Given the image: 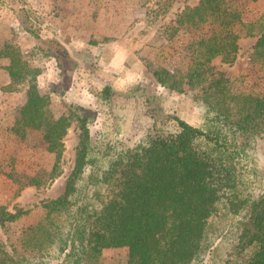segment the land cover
Instances as JSON below:
<instances>
[{"label":"trees","instance_id":"trees-1","mask_svg":"<svg viewBox=\"0 0 264 264\" xmlns=\"http://www.w3.org/2000/svg\"><path fill=\"white\" fill-rule=\"evenodd\" d=\"M167 8L166 0H159L151 16ZM165 29L169 36L192 33L182 48L184 65L177 70L160 65L152 74L169 91H193L205 108L204 122L194 125L173 111L158 115L145 97L148 123L134 140L126 137L129 144L92 137L98 107L54 115L37 86L40 69L23 60L17 45L4 41L0 56L8 58L10 81L2 88H21L26 95L15 133L40 131L46 151L56 158L52 177L72 121L79 139L62 193L42 203L43 216L23 228L15 242L0 238V264H48L53 258H60L59 264H101L100 254L109 247H127L125 264H216L213 252L221 242L227 246L221 264H264L258 147L259 139L264 142V91H232L223 72L209 65L217 55L232 63L241 36L255 37L249 58L264 60V7L247 20L241 1L197 0ZM121 94L110 85L96 92L109 106L115 97H126ZM29 181L40 183L35 177ZM26 212L0 204V227Z\"/></svg>","mask_w":264,"mask_h":264},{"label":"rangeland","instance_id":"rangeland-1","mask_svg":"<svg viewBox=\"0 0 264 264\" xmlns=\"http://www.w3.org/2000/svg\"><path fill=\"white\" fill-rule=\"evenodd\" d=\"M158 1L0 0V48L6 40L14 43L23 60L40 69L37 86L50 100L54 115L67 114L77 106L98 107L89 129L93 138L129 144L147 125L143 108L150 103L158 115L173 111L201 126L205 108L194 92L169 91L152 74L160 65L171 70L184 65L182 48L192 33L179 30L169 36L164 27L173 23L180 9L197 0H166L168 8L154 19L151 9ZM238 1L243 2L247 20L264 7V0ZM254 41V36H241L232 63L222 61L219 55L210 61L212 71H221L228 78L232 91H264V60L249 58ZM7 63L8 58L0 56V204L12 211L27 210L14 222L0 227V238L9 243L43 216L44 201L62 193L73 165L79 129L75 121L69 125L63 137L59 171L52 177L56 158L46 151L40 131L30 129L21 137L12 129L26 95L21 88H2L10 81ZM104 85L126 97H115L111 106L101 103L96 92ZM145 97L150 103H144ZM258 147L264 171L262 139ZM32 177L40 183H29ZM226 248L221 242L213 252L219 262L216 264H221ZM127 258V247L105 248L100 254L101 264H125ZM59 261L53 258L48 264Z\"/></svg>","mask_w":264,"mask_h":264}]
</instances>
